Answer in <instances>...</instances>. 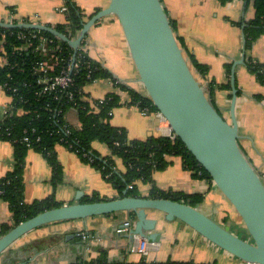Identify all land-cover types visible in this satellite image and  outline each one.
Segmentation results:
<instances>
[{
	"label": "crops",
	"instance_id": "obj_1",
	"mask_svg": "<svg viewBox=\"0 0 264 264\" xmlns=\"http://www.w3.org/2000/svg\"><path fill=\"white\" fill-rule=\"evenodd\" d=\"M73 1L87 19L108 8L111 3V0ZM161 1L189 62L190 57H195L201 64L209 66V74L205 79L208 85L206 93L231 122L232 90H225L223 86L231 79L227 76V66L233 67L242 58L244 31L256 16L253 4L246 0ZM64 6L65 0H0V22L36 23L57 28L66 23L65 13L60 12ZM84 42L83 50L92 60L102 64L128 90L146 97L147 93L116 16L111 15L98 22ZM248 60L264 64V35L246 51L245 63L236 70L239 145L264 181V85L247 67ZM213 81L215 90L212 93L209 84ZM86 92L94 99H103L109 94L120 97L121 106L114 109L111 124L125 129L131 140L170 134V127L162 122L158 113L144 114L140 107L131 105V95L115 87L112 81H96L86 87ZM10 103V97L0 87V116ZM68 120L78 125L75 113H70ZM100 146H103V153H98L101 157L112 155L111 149L99 142L93 146L96 152ZM57 160L63 175L59 184L54 182L53 170L43 155L35 151L28 152L23 173L25 202L33 203L52 197L63 206L120 197L117 190L107 184L100 171L82 162L66 147H57ZM169 161L171 163L167 169L154 173V184L138 182L139 197L153 198L154 185L164 192L205 194V200L197 206L205 214L214 219L217 216L224 218L221 213L227 217L235 215L234 207L213 182L195 178L187 170L182 157H171ZM13 167L14 147L9 142L0 141V178L5 177ZM116 169L124 173V161L116 164ZM145 214L148 221L157 222L154 233L159 234L156 242H152L157 247L146 254L133 251L132 237L118 233L123 222L136 221L134 213L121 212L54 223L36 229L5 251L0 256V264H9V260L16 261V264H94L100 260L120 264H134L143 260L151 263L244 264L221 249L223 253L216 251L215 245L181 221H168L164 213L156 210H147ZM11 225L13 215L9 204L0 199V230L3 226ZM84 235L90 236L88 240L84 239Z\"/></svg>",
	"mask_w": 264,
	"mask_h": 264
},
{
	"label": "trees",
	"instance_id": "obj_2",
	"mask_svg": "<svg viewBox=\"0 0 264 264\" xmlns=\"http://www.w3.org/2000/svg\"><path fill=\"white\" fill-rule=\"evenodd\" d=\"M246 1L252 3L256 10L255 19L244 31L247 51L260 36L264 35V0ZM65 6L67 8L66 23L59 25L57 30L70 39H74L90 17L85 18L73 0H65ZM40 37L51 43H42ZM84 43L76 54V61L80 63L79 68L70 71L73 79L70 88L45 92L47 84L41 82L50 81L62 71H67L73 64L75 50L68 43L48 32L0 27V61L6 57L8 62L5 66L0 65V86L12 99L10 110L0 116V141L9 142L14 147V167L5 177L0 178V199L9 204L13 215V225L3 226L0 237L18 224L46 210L61 206L52 197L33 203L25 202L23 173L29 151L43 155L53 170L54 182L59 184L62 182L63 175L57 160V147H66L82 162L100 171L117 190L120 197H124L125 191L128 192V196L139 197L138 182L154 184V173L167 169L171 163L169 161L171 157H182L187 170L192 172L195 178L213 182L209 173L195 160L178 137L159 135L146 140H131L125 129L111 124L114 109L121 106L120 97L109 94L103 99L92 98L86 92V87L99 80H110L115 87L127 91L132 98L131 105L141 109L148 108L151 113H158V109L150 98L134 90H128V87L120 83L102 64L92 60L83 50ZM44 48L46 52H43ZM43 60L57 63L55 70L47 74L40 72L38 65ZM190 60L192 67L206 79L210 70L209 66L201 64L195 57H190ZM246 64L264 85V64L253 60H248ZM231 70L232 65H228L229 79ZM209 86L213 93L215 81ZM223 88L231 91L230 81ZM212 103L214 105L213 101ZM70 113L76 114L78 125L69 122ZM95 142L107 145L113 156L122 158L126 171L118 172L112 158L101 157L93 147ZM152 197L169 198L197 207L205 200L206 195L164 192L154 185ZM227 220L228 217L224 218L225 222ZM9 262V264H16L14 260ZM94 264L120 263L100 260ZM134 264L148 263L143 260Z\"/></svg>",
	"mask_w": 264,
	"mask_h": 264
},
{
	"label": "water",
	"instance_id": "obj_3",
	"mask_svg": "<svg viewBox=\"0 0 264 264\" xmlns=\"http://www.w3.org/2000/svg\"><path fill=\"white\" fill-rule=\"evenodd\" d=\"M111 15L116 16L122 26L146 97L152 100L174 136L181 139L240 215L250 239L233 233L198 207L169 198L132 197L125 191L124 197L55 207L18 224L0 237V256L25 235L43 226L121 212L134 213V233L156 242L159 235L154 233L157 222L148 221L145 214L147 210H156L164 213L166 220L181 221L246 264H264V181L239 145L236 113L239 95L236 70L245 63V34L242 58L234 63L231 71L229 122L196 78L161 0H111L108 8L84 24L76 39L43 24L0 22V27L48 32L77 52L90 30Z\"/></svg>",
	"mask_w": 264,
	"mask_h": 264
},
{
	"label": "built area",
	"instance_id": "obj_4",
	"mask_svg": "<svg viewBox=\"0 0 264 264\" xmlns=\"http://www.w3.org/2000/svg\"><path fill=\"white\" fill-rule=\"evenodd\" d=\"M66 11H67L66 6H64L60 10V12H62V13H65ZM76 38L77 37H75L74 39H76ZM40 41L42 43H44V44H46L48 42L51 43V41H48V40H46V39H44L42 37H40ZM43 52H46L45 48H44ZM77 52L75 51V57H74L73 64H71L70 68L67 71H62L60 73V75H57V76L51 78L50 81L43 80L41 82V83L47 84V86L44 89L45 92L54 91V90H57V89L63 90V89L70 88V86H71V84L73 82V79L71 78V75H70V71L72 72L73 70L79 68V65H80V63L76 61ZM7 64H8V62H7L6 57L2 58L1 61H0V65L1 66H5ZM56 66H57V63H53L50 60L49 61L48 60H43L42 62L39 63L38 68H39L40 72H43V73L47 74V73H50V72L54 71ZM1 88L3 89V87H1ZM10 99H11V97H10ZM11 101H12V99H11ZM10 108H11V103L8 106V108L3 111L2 114H6L10 110ZM142 111H143L144 114L151 113L148 108L142 109ZM158 115H159L160 119L162 120V122L165 123L166 126L169 128L170 125L165 120V118L159 112H158ZM163 131H164L163 133H165V130H163ZM164 136L174 137V134L171 132V128H170V134L169 135H164ZM135 224H136V222L133 221V220H128V221L123 222L121 227H120V229L118 230V233L120 235H129V236H131L132 239H133V246H134L133 247V251H135V252H137L139 254H146L149 251H151V249H155L157 247L156 243H152V242L148 241V239L143 238L140 235L134 233ZM89 237H90L89 235H84V239L85 240H88ZM147 263L148 264H152L151 262H147ZM244 264H246V263H244Z\"/></svg>",
	"mask_w": 264,
	"mask_h": 264
},
{
	"label": "rangeland",
	"instance_id": "obj_5",
	"mask_svg": "<svg viewBox=\"0 0 264 264\" xmlns=\"http://www.w3.org/2000/svg\"><path fill=\"white\" fill-rule=\"evenodd\" d=\"M79 35V34H78ZM77 35V36H78ZM76 36V37H77ZM193 71L196 73V76L198 78V80L201 82V84H203V87L207 90V83H206V80L199 74V71H196V69L193 67ZM207 85V86H206ZM208 92V91H207ZM220 114L227 120L229 121V118L227 115H225V113L218 109ZM175 137V136H174ZM107 146V145H106ZM101 148L99 149V151H97L98 153H103V146H100ZM108 147V146H107ZM109 158H112L113 162L116 164L120 163V161L123 162V159L120 158V157H117V156H113V155H109ZM109 182L107 181V184ZM110 184V183H109ZM80 196V193L78 192L77 194V197ZM235 210V209H234ZM222 212V211H221ZM233 214V213H232ZM222 217L226 218L227 215L226 214H220ZM216 216V215H215ZM224 218H221L219 216H217L215 218L216 221L218 222H222V224H224L229 230H231L233 233L241 236V237H244L246 239H250V236L247 232V229H246V226L242 220V218L240 217V215L237 213V211L235 210V215L233 217L229 216L228 215V220L227 222L224 221ZM224 222V223H223ZM216 251H218L219 253H223L219 248H215ZM219 262V261H218ZM220 263V262H219Z\"/></svg>",
	"mask_w": 264,
	"mask_h": 264
}]
</instances>
